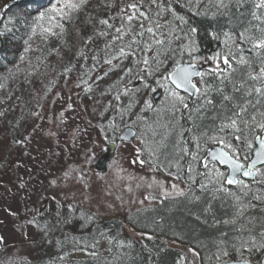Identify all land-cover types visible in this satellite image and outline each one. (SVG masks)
Wrapping results in <instances>:
<instances>
[{"label":"snow or ice","instance_id":"6c2138e0","mask_svg":"<svg viewBox=\"0 0 264 264\" xmlns=\"http://www.w3.org/2000/svg\"><path fill=\"white\" fill-rule=\"evenodd\" d=\"M174 3L175 0H130L127 3L121 0L119 4L115 0H48L43 10L38 9L35 15L25 14L22 21H17L25 27L20 38L22 51L13 67L0 68V72L15 76L24 71L28 79L36 76L41 66L48 67V59L54 56L62 68L60 75L66 80L79 65L75 87L82 88L87 95L94 91V85L99 88L98 81L119 69L122 75L100 95H108L123 85V91H118L114 99L120 101L127 97L128 103L118 105L115 111L121 120L127 116L131 123L124 125L128 131L120 138L128 140L131 135L139 141L138 158L142 152L154 157L150 161L140 159L141 164L150 162L153 166L175 168L174 179L185 183V188L173 183L170 192L162 184L158 185L163 198L183 197L190 204H201L202 222L207 223L208 216H212L213 225L230 228L234 235L221 231V239L213 242L215 252L211 258L221 264H264V208H260L259 217L249 214L253 208L264 205V0H184L180 7L194 16H205L210 21L227 18V27L209 25L213 30L207 31L205 36L218 42V48L203 57L198 55L200 29L185 15H179ZM114 8L117 9L115 14L107 15ZM249 16L251 19H247ZM11 23L9 20L4 24L0 36L13 31L9 27ZM98 42L103 47L90 48ZM73 59L77 64L72 63ZM89 59L91 66L87 64ZM21 65L27 67L22 69ZM104 65L108 66L107 70L90 75ZM3 87L0 83V88ZM158 88L164 92L159 106L150 99H143L141 103V92L155 93ZM47 91H51V87ZM89 98L92 97L89 95ZM138 105L139 111H134ZM110 107V104L104 106L103 112ZM72 108L68 103L67 109L60 112L61 124L65 111ZM147 112H153L154 118L146 119L142 114ZM30 114L41 116L36 111ZM2 115L4 113L0 112ZM114 121L115 117L108 120L113 132L118 130ZM133 127L139 131L133 132ZM101 132H104L103 127ZM160 156L164 159L160 160ZM89 159L85 154V162ZM59 180V177L50 179L49 187L58 188ZM63 180L65 184L70 180L83 183L82 169L69 167L63 172ZM18 187L23 191L27 183L21 181ZM51 198L57 199L55 192ZM156 198L151 194L144 197L149 201ZM217 202L221 208L230 210L225 212L226 218H216L214 205ZM64 207V203L57 202V214L51 224L45 222L41 226L36 216L26 223L41 228L47 237L61 225L72 223L69 216L61 214L60 209ZM67 210L69 214L76 211L72 203H67ZM9 214L17 215L11 210ZM190 214L201 220V215ZM79 219L84 229L97 217L81 212ZM128 220L133 225L134 235L141 238L146 233L135 232L137 227L163 232L157 220L142 224L132 215ZM171 235L181 238L175 232ZM153 238L147 235L148 240ZM69 241L74 250L87 252L96 264H119L128 255L126 250L133 247L131 240L112 237L99 224L86 235L64 234L56 244L63 248ZM102 241L109 245L110 254L113 247L116 249L111 259L101 258L96 250ZM5 244L0 237V245ZM188 252L197 254L192 248ZM185 259L181 257L182 261Z\"/></svg>","mask_w":264,"mask_h":264},{"label":"rangeland","instance_id":"374dc122","mask_svg":"<svg viewBox=\"0 0 264 264\" xmlns=\"http://www.w3.org/2000/svg\"><path fill=\"white\" fill-rule=\"evenodd\" d=\"M77 76L78 73L71 74L67 80L63 77L51 89L37 111L41 116L33 117L28 139L22 146L12 147L10 161L0 169V237L6 241L5 245H0V264L33 257L34 233L26 221L37 215V209L39 213L50 211L49 204L53 202L65 206L72 203L101 220L122 219L135 210L157 204L163 197L158 185L162 184L169 192L173 183L180 188L186 187L173 176L141 164L137 157L140 143L136 138L113 143L112 147V143L99 135L93 125L106 99L88 100L81 88L75 87ZM160 94L161 89H157L155 93L151 92V97L157 100ZM68 103L73 108L65 111V120L61 124L58 117L67 109ZM49 132L55 135H47ZM111 149L112 156L103 163V156ZM85 154L90 157L87 162ZM69 167L82 169L83 183L70 180L65 184L63 172ZM57 177L60 178L59 187H49L48 181ZM21 181L27 183L23 191L18 187ZM149 184L152 187H148ZM53 192L56 200L51 198ZM149 194L157 198L145 200ZM9 210L17 215H10ZM124 233L139 237L128 225L124 227ZM166 242L179 248L189 263L197 260L196 255L188 252L189 248L174 241ZM106 246L107 242L102 241L96 250L101 252ZM87 256V252L76 250L63 255V259L59 257L54 264H73L74 260Z\"/></svg>","mask_w":264,"mask_h":264},{"label":"trees","instance_id":"16d2710c","mask_svg":"<svg viewBox=\"0 0 264 264\" xmlns=\"http://www.w3.org/2000/svg\"><path fill=\"white\" fill-rule=\"evenodd\" d=\"M116 3H121V0H115ZM127 3L130 0H123ZM184 3V0H175L174 7L176 8L179 15H185L189 19L190 23L197 26L201 32L200 39V56L211 55L218 48V42L211 40L205 36L207 31H212L213 28L210 24H214L216 27L221 25L227 27L228 21L225 17H220L218 21H210L205 16H194L191 13L186 12V9L180 7ZM48 5V0H0V29H3L4 24H8L9 20L12 21L9 27L13 28L12 32H7L5 36H0V68H11L15 65L22 51V40L20 39L25 33V27L22 22L17 23L18 20L22 21V17L25 14L35 15L37 10H43L44 7ZM117 9L109 11L107 15H114ZM235 12V9H233ZM251 19V17H247ZM103 47V44L98 42L97 44L90 45V48ZM35 54H33L34 56ZM90 55V53H89ZM102 55V53H101ZM33 63L35 60L33 59ZM73 64H77V61L73 59ZM84 63V61H80ZM115 63V62H114ZM127 63V62H125ZM87 64L91 66L92 61L89 59ZM27 65H21V68H26ZM107 65L103 67H97L95 72H91V76H95L98 73H102L107 70ZM87 70V69H85ZM62 68L57 64L56 57H50L48 59V67H40L39 73L34 77H29L26 79V73L21 71L15 76H9L6 72H0V83L4 85L0 88V112L4 115L0 116V169L8 164L10 161V155L12 147L22 146L30 130L31 123L33 121V116H31V111H38L39 108L44 104L46 97L50 91H47L49 87L51 89L64 77L60 75ZM80 74L79 65L72 71L71 74ZM122 75L119 69L111 72L103 80L98 81L99 88L95 85L94 91L91 94H87V99L92 100L96 98H102L100 92L102 90H107L108 86L117 81L118 76ZM52 82L51 85L49 82ZM131 87V86H130ZM159 89V88H158ZM82 90V88H81ZM83 91V90H82ZM123 91V85L118 89H113L110 94L103 96L105 104L100 109V113L103 112V108L106 105H111L107 112H103V116H97L95 120L94 127L100 136L104 137L107 142L118 143V131L124 127L125 124L131 123L129 117L125 116L123 120L116 114V108L120 104H127L128 98L122 97L120 101H116L114 96L117 92ZM89 95L92 97L89 98ZM141 103L143 99H150L154 105L159 106L164 99V92L161 89V94L157 100L151 97V91L147 93L141 92ZM39 101V103H38ZM134 111H139V105ZM146 119L151 120L154 118L153 112L143 113ZM115 117L114 123L118 126V130L113 132L112 129L108 127V120ZM134 119V117L132 118ZM19 121V124H17ZM99 125V126H98ZM101 127L104 128V132H101ZM136 132L139 131L138 128L134 127ZM16 141H20L16 143ZM141 145L139 144L140 148ZM154 157L150 158L147 152H142L139 159L145 161H150ZM160 160L164 157L160 156ZM153 167L154 169L161 171L167 175L169 172L175 173V168L166 169L163 166H153L150 162L144 163ZM185 185V183H183ZM186 186V185H185ZM197 191H199L197 187ZM75 208L74 214H69L67 206L60 209V212L64 216H69L72 219V223L67 225H61L57 230L51 231L47 237H45L41 228L36 225H29L34 233V254L31 259H24L13 261L10 264H53L59 257L76 251L73 249L71 242L69 241L64 245L63 248L56 244L58 239L62 240L64 234L82 236L91 233L96 224H99L101 228L107 232L112 237H117L119 239L131 240L133 242V247L126 250L128 255L125 256L119 264H221V262L216 261L212 257L215 252L214 241L221 239V231L228 232L229 235H234L231 233L230 228L223 225H213L212 216H208V222L204 223L203 213L201 211L203 205L201 204H190L183 197H176L175 199H164L159 198V201L155 205L146 206L135 210L126 216L121 218H110L106 220H101L97 216L94 223L87 228H81V220L79 219L81 212L85 214H93L85 208H80L73 205ZM260 208H264V205H258L256 208L250 210V215L259 217L262 215ZM50 211H42L36 216L39 224L43 226L45 222L51 224L54 222L57 214V204H49ZM191 213H197L201 215V220H197ZM225 212H230L229 209L221 208L220 204L217 202L214 205V213L217 219H223L225 217ZM132 215L134 219L140 221V223H150L152 220L159 221L160 225L163 226V232L156 230L153 232L150 228H135V232H145L144 238L132 237L124 233V227L126 225L133 229L132 223L129 222L128 217ZM31 216L28 220H31ZM134 230V229H133ZM175 232L180 236V239H176L171 235ZM147 235H153L152 240L147 239ZM166 241L176 242L184 247L192 248L197 256V260H193L189 263L186 259L184 262L181 260L183 257V252L176 247L170 246ZM147 246V250L145 249ZM109 245L107 244L106 249L99 252L101 258L111 259L115 254L116 249L113 247V253L107 251ZM125 251V250H121ZM233 258H235L233 256ZM181 261V262H180ZM73 264H96V261L92 260L89 256L85 258H79L74 260Z\"/></svg>","mask_w":264,"mask_h":264},{"label":"water","instance_id":"95a60500","mask_svg":"<svg viewBox=\"0 0 264 264\" xmlns=\"http://www.w3.org/2000/svg\"><path fill=\"white\" fill-rule=\"evenodd\" d=\"M156 95H157V94H155V96H154L155 99H156ZM127 131H128V130H127L125 127H123V128L120 130V132L118 133V139L121 140V141H126V142L132 140L134 137H132L131 135H129L128 140H122V139L120 138V137H122ZM132 131H133V132H136V130H135L134 127L132 128ZM112 145H113V143H112L110 146H112ZM112 147H113V146H112ZM112 150H113V149L110 150V153H106V154L103 156V159H102L103 163H104L108 158H110V157L112 156Z\"/></svg>","mask_w":264,"mask_h":264}]
</instances>
